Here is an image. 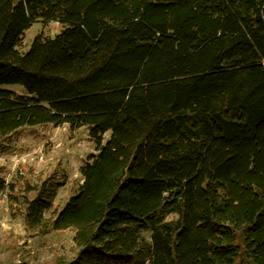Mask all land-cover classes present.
Masks as SVG:
<instances>
[{
	"label": "trees",
	"instance_id": "1",
	"mask_svg": "<svg viewBox=\"0 0 264 264\" xmlns=\"http://www.w3.org/2000/svg\"><path fill=\"white\" fill-rule=\"evenodd\" d=\"M49 124L97 151L50 218L65 178L27 186L61 264H264V0H0V149Z\"/></svg>",
	"mask_w": 264,
	"mask_h": 264
},
{
	"label": "rangeland",
	"instance_id": "2",
	"mask_svg": "<svg viewBox=\"0 0 264 264\" xmlns=\"http://www.w3.org/2000/svg\"><path fill=\"white\" fill-rule=\"evenodd\" d=\"M59 23H35L22 38L19 50L30 49L33 39L43 34L52 37L59 32ZM19 94L24 89L18 85L4 86ZM12 150L2 152L0 178V264H61L73 259L78 252L71 230L52 231L40 235L26 226L25 199L27 186H36L42 179L56 173L65 178L53 208L46 212L50 218L54 211L65 205L82 182L80 169L91 154H96L87 128L73 130L67 124L24 127L14 133Z\"/></svg>",
	"mask_w": 264,
	"mask_h": 264
},
{
	"label": "built area",
	"instance_id": "3",
	"mask_svg": "<svg viewBox=\"0 0 264 264\" xmlns=\"http://www.w3.org/2000/svg\"><path fill=\"white\" fill-rule=\"evenodd\" d=\"M4 159V156L3 155H0V160H3Z\"/></svg>",
	"mask_w": 264,
	"mask_h": 264
}]
</instances>
